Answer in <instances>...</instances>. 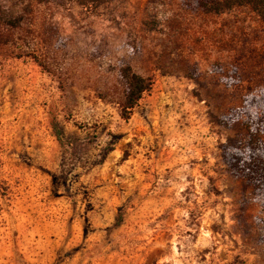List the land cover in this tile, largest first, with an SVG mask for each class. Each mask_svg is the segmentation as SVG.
I'll return each instance as SVG.
<instances>
[{"label": "rangeland", "instance_id": "374dc122", "mask_svg": "<svg viewBox=\"0 0 264 264\" xmlns=\"http://www.w3.org/2000/svg\"><path fill=\"white\" fill-rule=\"evenodd\" d=\"M0 10L19 24L0 27V264H264V210L223 159L235 129L220 121L264 92L255 12ZM126 66L152 83L132 110Z\"/></svg>", "mask_w": 264, "mask_h": 264}, {"label": "trees", "instance_id": "16d2710c", "mask_svg": "<svg viewBox=\"0 0 264 264\" xmlns=\"http://www.w3.org/2000/svg\"><path fill=\"white\" fill-rule=\"evenodd\" d=\"M48 1V0H47ZM81 6H98L111 0H71ZM197 6L205 14H222L236 7H249L264 21V0H197ZM10 23L0 10V27H18ZM125 83L123 110L135 108L152 83L136 74L131 67L121 70ZM128 118L129 113H123ZM235 134L222 147L223 159L235 177L245 179L264 210V92L243 99L239 108H233L222 120ZM61 139V138H60Z\"/></svg>", "mask_w": 264, "mask_h": 264}]
</instances>
